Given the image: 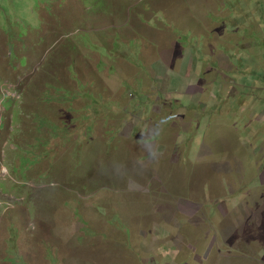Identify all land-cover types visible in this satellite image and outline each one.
<instances>
[{
	"label": "rangeland",
	"instance_id": "374dc122",
	"mask_svg": "<svg viewBox=\"0 0 264 264\" xmlns=\"http://www.w3.org/2000/svg\"><path fill=\"white\" fill-rule=\"evenodd\" d=\"M0 264H264V0H0Z\"/></svg>",
	"mask_w": 264,
	"mask_h": 264
},
{
	"label": "built area",
	"instance_id": "2783aa9c",
	"mask_svg": "<svg viewBox=\"0 0 264 264\" xmlns=\"http://www.w3.org/2000/svg\"><path fill=\"white\" fill-rule=\"evenodd\" d=\"M5 171V170H4Z\"/></svg>",
	"mask_w": 264,
	"mask_h": 264
}]
</instances>
